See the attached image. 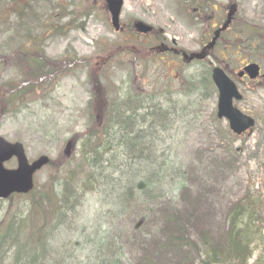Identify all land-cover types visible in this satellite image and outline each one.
I'll list each match as a JSON object with an SVG mask.
<instances>
[{
  "label": "rangeland",
  "instance_id": "rangeland-1",
  "mask_svg": "<svg viewBox=\"0 0 264 264\" xmlns=\"http://www.w3.org/2000/svg\"><path fill=\"white\" fill-rule=\"evenodd\" d=\"M221 3L227 2L217 0L215 8L221 10ZM238 5L240 6L239 26L243 29V40L247 36L254 43L262 30L257 26L264 22V0H239ZM61 7L70 16H58L62 11ZM83 8L95 9L92 10L94 12L91 16L78 18L77 11ZM15 11H21L19 17L22 18L34 17L35 21L28 19L27 21H30L28 24L18 25L17 33L22 37L25 35L24 30L29 29L31 36L24 41L25 46L29 47H27L29 52L35 54L34 58L42 60L46 72L50 75L56 72V77L52 82L54 89L51 90L50 95L47 97L44 94L38 101L23 99L9 103L6 96L0 95V137L10 142L23 143L30 162L41 156H49L53 160L62 158L68 142L75 140L70 165L62 169L61 163L53 164L52 167L40 172L36 177L37 188L34 195L46 193L50 186L54 187L57 176H60L62 183L68 179V185L77 192V198L84 197L78 201L79 208L76 214L69 213L59 217L60 215H56L52 210L45 226L41 225L39 217L35 215L32 219L24 220L19 227L20 221L30 213L33 195L0 202V239L5 236L13 237L11 241L4 240V245H0L2 250L0 256L4 257V261L0 264H101L99 258L101 255L106 260L111 256L106 250V243L111 242L113 238L118 244L125 243L128 235L139 231L145 232L144 226L135 229L141 220L143 209L142 206H134L128 210L121 208L119 200L109 190L113 188L112 184L106 187L97 184L96 191L84 194L81 178L77 181V176L66 175L74 172L76 165L79 164L77 148L81 140L79 142L77 136L86 133L84 130L89 126V121L91 126L99 127L101 120L97 117L103 119L105 116V100H108L107 106L112 104L116 97L124 100L128 90L132 95L130 99L143 96L147 92L155 93L157 98L153 103L159 102L164 109H173L166 103L172 101L174 112L171 124L165 130H158L154 136L153 133L158 128L153 132L149 131L151 137L148 141L153 143L155 151L146 152L147 158L138 161L128 155L123 156L120 149H117L118 134H120L117 131L113 134L116 136L113 145L107 143L103 145V147H111L105 156L112 165L107 172L111 179L122 180L125 178L122 174H128V177L138 175V181L146 182L148 175L162 172L159 177H169L161 182L158 180L154 182V193H157L160 189L159 185H162V190L167 191L171 196L175 186L171 184L170 179L178 176L177 171L173 173L174 168L195 163L196 152L201 144L216 147L215 144L207 142L205 131L198 129L202 124L209 125L208 115L216 107L215 92L211 91L213 96L208 102L201 98L205 94L203 79L208 78L209 65L175 66L172 64L171 56H151L152 59H149L148 54L137 52L131 54L130 58L125 57L123 67L127 69H121L116 64L114 68L104 72L105 79L98 70L93 77L99 80L94 82L98 87L92 88L90 87L92 82L88 81L87 70H77V65L82 68L83 63L88 64V62L77 60V57H90L96 51L97 43L115 40L119 36L114 34L103 0H0V17L2 16L0 51L14 48L17 39L13 27L15 19L19 18L16 17ZM213 11L214 9L209 15ZM73 12L76 15H71ZM49 15L54 21L51 22L54 26L52 32L56 34H51L48 39V32L43 29L44 25L38 23ZM121 21L124 26L137 21L154 26L162 31L169 45L171 41L176 40L178 46L188 52L200 49L205 29L204 25L191 26L184 13V6L179 0H125ZM208 21L211 25L214 24L212 19ZM139 40L150 43L152 38L140 37ZM33 42L34 48L31 49ZM151 46L153 44L148 45ZM9 58L10 56H0V89L5 82L11 85L12 82L9 80L23 75L22 69L25 65L21 56L13 57L8 61ZM68 63L73 65L68 67ZM229 69L238 72L239 67L229 64ZM163 93L171 94L168 96ZM259 94L261 99H264V91H259ZM256 99L257 96L252 95L249 98L250 102L245 104L246 107L251 108L250 103L261 107V101L257 103ZM221 127V132H226V125L223 124ZM260 138V135L255 133L246 140L240 141L227 136V141L234 150L239 151L242 148L256 152ZM243 145L245 147H241ZM259 153L258 158L251 160L246 154L240 155L242 168L240 172L237 169L235 174L231 173V183L227 186L229 195L218 197L217 204L215 198L212 203L214 210H226V214L230 201L236 198L239 200L237 188L239 182L251 180L255 184L254 190L262 189L264 193V151L260 150ZM165 161L167 164L163 167ZM6 167L15 168L16 162L11 161ZM61 190L63 188L58 187V191ZM121 211L124 214H121ZM56 222L60 228L55 227ZM39 241L56 242L57 246L52 247L46 243L38 246ZM28 242L31 245L27 248ZM65 244L67 246H63ZM117 247L114 245L109 249L115 250ZM125 253L123 264L136 263L138 255L135 248H126ZM118 255L119 253L114 255L115 259ZM249 264H264V238L255 249Z\"/></svg>",
  "mask_w": 264,
  "mask_h": 264
},
{
  "label": "trees",
  "instance_id": "trees-1",
  "mask_svg": "<svg viewBox=\"0 0 264 264\" xmlns=\"http://www.w3.org/2000/svg\"><path fill=\"white\" fill-rule=\"evenodd\" d=\"M131 47L135 48V53L141 49L140 45L134 41ZM23 76V82L12 80L11 85L3 84L0 95L6 96L11 102L19 96L28 99L31 95H35L38 92L37 88L42 86L41 79L45 78L41 64L35 61L32 69H24ZM92 82L98 81L92 78ZM143 103L142 99L136 97L126 101L121 108L115 103L109 104V107L104 110L107 115L103 119H99L101 125L93 127L89 122V129L85 131L86 133L77 136V140L82 139L80 145L82 150L77 169H80L81 173L90 169L87 176L83 174H81L83 177L77 176V181L81 178L84 188H89L88 191L93 192L96 191L97 184L106 187L112 183L113 188L110 191L119 200L121 208L128 210L138 204H140L138 206L144 207L142 225H146L145 233L136 234L135 232L128 235L125 243L120 242L119 244L113 238L111 242L105 244L106 250L111 256L109 260H105L101 264H123L122 259L126 254V248H135L136 250L138 258L133 264H248L252 256L251 246L262 240L264 232V196L260 192L253 191L250 185L244 186L239 183L237 188L239 194L243 195L239 200L230 201V207L226 214V210H214L212 207L215 198L217 204L218 197L229 195L227 186L231 183V179L228 171L239 164V157L233 155L232 152L228 154L227 158H221L223 161L215 171L213 180L208 177L210 175L208 169L210 165L218 163V156L209 165L203 163V158L199 157V166L202 169L196 167L192 173L183 171L182 168L174 169L173 173L181 170L182 174L180 177L177 176L178 180L173 182L175 189L171 196L167 191L162 190V185H159V191L154 193V182L158 180L155 175H148V182H144L137 180L138 175L128 177V174H122L125 178L121 181L113 179L109 182L108 169L98 173L96 168L95 172H92L97 163H103L100 157L106 155L111 148L102 147L100 142L113 145L116 140V136L113 135L115 127H118L120 133L118 138L120 147L117 149H120L123 156L128 155L133 159H140L146 157V152L152 151L153 147L147 143L144 147L141 146V142L148 138L146 130H142V128L150 130L155 122H157L156 126H160L165 121V119L160 120V115L164 113L154 106L147 113L151 118L141 121L137 119V111ZM126 112L130 114L124 117ZM91 118L93 119L94 116L92 115ZM202 148L199 147V150ZM100 149L104 152L103 155L98 156ZM206 151L203 148L202 154H205ZM209 152L214 156L217 151L214 147L212 150L209 149ZM146 173L148 174V171ZM193 176L196 177L190 181ZM166 177L163 176L158 182ZM188 177L190 182H188ZM195 186H197L196 192ZM51 190L52 186L47 190L48 198L41 197L40 201L34 204L33 211L42 213L43 205L46 204L53 207L52 202L55 199L51 195ZM65 192L69 194L70 188H66ZM163 199L165 200L163 201ZM62 203L64 206L60 207L57 211L58 214L62 212L63 208H72L73 210L77 208V202L75 205H70V201L63 200ZM232 203L233 205H231ZM57 207L56 203L55 208ZM121 214L124 212L121 211ZM12 239V237L5 236L0 239V245H3L4 240L11 241ZM114 245L118 247L115 250H110L109 247ZM38 246L41 244L38 243ZM26 247L28 248L29 245ZM116 253L119 255L115 259Z\"/></svg>",
  "mask_w": 264,
  "mask_h": 264
},
{
  "label": "water",
  "instance_id": "water-1",
  "mask_svg": "<svg viewBox=\"0 0 264 264\" xmlns=\"http://www.w3.org/2000/svg\"><path fill=\"white\" fill-rule=\"evenodd\" d=\"M109 12L112 15L113 25L119 29V14L123 5L122 0H106ZM137 30L148 33L151 28L144 24H138ZM215 82L220 90V113L219 116H226L232 120L233 129L239 133V114L232 109L231 100L236 96L235 87L226 79L223 72H214ZM13 156L19 160L17 171H7L3 163ZM49 163L47 157H41L32 166L25 158L23 147L20 144L10 145L0 140V198H7L12 193H28L33 188V174Z\"/></svg>",
  "mask_w": 264,
  "mask_h": 264
},
{
  "label": "flooded vegetation",
  "instance_id": "flooded-vegetation-1",
  "mask_svg": "<svg viewBox=\"0 0 264 264\" xmlns=\"http://www.w3.org/2000/svg\"><path fill=\"white\" fill-rule=\"evenodd\" d=\"M229 30H230V28H229Z\"/></svg>",
  "mask_w": 264,
  "mask_h": 264
}]
</instances>
